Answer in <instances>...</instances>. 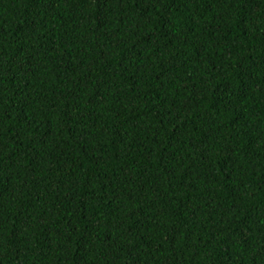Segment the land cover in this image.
I'll return each mask as SVG.
<instances>
[{
    "label": "trees",
    "instance_id": "1",
    "mask_svg": "<svg viewBox=\"0 0 264 264\" xmlns=\"http://www.w3.org/2000/svg\"><path fill=\"white\" fill-rule=\"evenodd\" d=\"M0 264H264V0H0Z\"/></svg>",
    "mask_w": 264,
    "mask_h": 264
}]
</instances>
